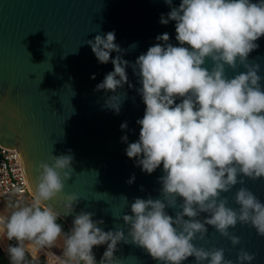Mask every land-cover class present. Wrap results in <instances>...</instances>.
Returning a JSON list of instances; mask_svg holds the SVG:
<instances>
[{
  "label": "clouds",
  "instance_id": "clouds-1",
  "mask_svg": "<svg viewBox=\"0 0 264 264\" xmlns=\"http://www.w3.org/2000/svg\"><path fill=\"white\" fill-rule=\"evenodd\" d=\"M171 7L161 14L160 23L175 21V39L169 42L167 32L157 35L159 43L151 45L134 63L123 58L124 51L116 43L114 31L97 34L87 43L99 63L113 64L96 90L111 91L105 105L119 114L121 94L118 91L129 82L127 68L132 67L140 87L137 92L145 104L142 118L137 120L139 138L121 141L129 158H134L141 170L151 174L162 165L164 175L162 199L137 197L131 203V214L123 220V229L105 231L93 220V213L81 211L65 233L57 222L60 213L51 206L42 208L64 188V181L74 171V155L50 157V163L37 166L39 175L34 183L32 204H17L10 215L0 216V239L15 240L6 249L12 264H23L25 242L40 250L51 249L63 236L62 254L46 253L47 264H123L114 257L119 242H131L164 264H181L190 256L197 264H251L254 255L241 249L236 260L227 259L223 248L197 247L193 241L207 233L212 225L233 245L240 238L229 229L236 224H250L264 236V202L244 187L245 178L264 177V91L259 65L247 63L249 54L259 47L264 36V0H165ZM135 47V45H133ZM116 52L115 57L111 53ZM206 60L212 62L209 69ZM243 64L246 72L232 78L226 67ZM95 78V74L92 75ZM131 87L132 85L129 84ZM179 100V102H177ZM127 129V121L121 123ZM135 180L133 174L128 183ZM238 208L228 206V192L236 184ZM19 191V189H17ZM175 216L166 207H176ZM79 200L75 193L63 202L66 214L74 210ZM201 213H208L203 220ZM188 217V219H185ZM107 245L97 262L94 246Z\"/></svg>",
  "mask_w": 264,
  "mask_h": 264
},
{
  "label": "water",
  "instance_id": "water-1",
  "mask_svg": "<svg viewBox=\"0 0 264 264\" xmlns=\"http://www.w3.org/2000/svg\"><path fill=\"white\" fill-rule=\"evenodd\" d=\"M180 2L173 0V5ZM170 10L165 0H0V144L17 148L34 197L37 166L50 163L52 154H69L71 150V178L64 181L60 193L41 205L58 211L70 229L74 217L84 211L93 213V220H102L99 226L105 231L123 229L127 235L123 216L131 214L134 199L163 198L159 179L164 175L162 165L151 174L142 171L134 158L126 155L127 144L121 141L125 134L128 142L139 138L137 120L143 117L146 106L136 90L140 87L138 77L129 66V82L118 90L122 99L119 114L107 108L105 101L113 93L96 90V85L113 70V64L99 63L87 41L114 31L115 42L125 50L123 58L134 63L151 45L159 43L157 35L167 32L169 42L178 44L175 21L166 25L159 22L161 14ZM257 43L259 47L249 54L247 63L260 66L264 91V36ZM205 66L210 69L212 62L206 60ZM246 71L239 62L235 69L226 67L229 78ZM125 121L128 127L121 129ZM133 174L135 180L129 184ZM241 186L238 183L222 193L228 206L239 207L235 193ZM243 186L264 202V177L245 178ZM70 193L77 194L79 200L73 212L66 214L63 202ZM181 203L182 198L177 197L176 207L165 210L175 216L182 210ZM207 215L201 213L198 219ZM206 227V235L200 238L198 234L193 241L197 247L223 248L225 257L234 261L244 249L254 255L251 264H264V236L250 224L238 222L229 229L240 238L236 245L214 226ZM106 247H93L97 262ZM114 257L123 264H164L131 238L118 243ZM181 264L197 261L190 256Z\"/></svg>",
  "mask_w": 264,
  "mask_h": 264
},
{
  "label": "built area",
  "instance_id": "built-area-1",
  "mask_svg": "<svg viewBox=\"0 0 264 264\" xmlns=\"http://www.w3.org/2000/svg\"><path fill=\"white\" fill-rule=\"evenodd\" d=\"M17 189H19V191H17ZM26 194H30V191L26 183L20 154L17 148H6L0 144V200H5L9 196L21 198ZM0 216H3L1 212ZM48 252L54 251L51 249H44L40 254L46 255ZM32 256L37 258L34 254Z\"/></svg>",
  "mask_w": 264,
  "mask_h": 264
},
{
  "label": "rangeland",
  "instance_id": "rangeland-1",
  "mask_svg": "<svg viewBox=\"0 0 264 264\" xmlns=\"http://www.w3.org/2000/svg\"><path fill=\"white\" fill-rule=\"evenodd\" d=\"M35 200V197L31 194L23 195V197L18 198L17 196H9L5 200H0V212L1 214L6 217L10 215V213L15 210L17 204L20 205H28L32 204ZM0 245L6 250L9 246L6 244H3L0 242ZM27 249V248H26ZM63 249V236L56 242V246L51 248L57 255L62 254ZM30 251V249H28ZM31 253H34L33 251H30ZM35 254V253H34ZM33 255V254H32ZM41 254H36V257L38 258ZM45 255V254H44ZM47 257V255H46ZM48 259V257H47ZM71 264H79V262H72Z\"/></svg>",
  "mask_w": 264,
  "mask_h": 264
},
{
  "label": "trees",
  "instance_id": "trees-1",
  "mask_svg": "<svg viewBox=\"0 0 264 264\" xmlns=\"http://www.w3.org/2000/svg\"><path fill=\"white\" fill-rule=\"evenodd\" d=\"M57 222L63 226L65 233H67L70 230L67 223L61 217L58 216ZM16 243L17 242L15 240L9 241V245L10 244L15 245ZM23 263L24 264H47V257H46V255H41L38 258H34L31 254V252L26 249L25 260ZM0 264H12V262L9 259L7 251L1 245H0ZM79 264H83V262L81 261V262H79Z\"/></svg>",
  "mask_w": 264,
  "mask_h": 264
},
{
  "label": "bare ground",
  "instance_id": "bare-ground-1",
  "mask_svg": "<svg viewBox=\"0 0 264 264\" xmlns=\"http://www.w3.org/2000/svg\"><path fill=\"white\" fill-rule=\"evenodd\" d=\"M0 242L3 243V244L8 245V240H7L6 238H4V239H0ZM25 245H26V246H29L30 248H32L31 250H33V252H34L35 254H39V253H41L42 251H44V250H40V249L36 248L35 245H33V244L30 243V242H25ZM23 264H24V263H23Z\"/></svg>",
  "mask_w": 264,
  "mask_h": 264
},
{
  "label": "crops",
  "instance_id": "crops-1",
  "mask_svg": "<svg viewBox=\"0 0 264 264\" xmlns=\"http://www.w3.org/2000/svg\"><path fill=\"white\" fill-rule=\"evenodd\" d=\"M8 244H9V240H8ZM25 248H27V249H30V251H33V250H31L32 248H30L29 246H26L25 245ZM34 254V253H33ZM40 254V253H39ZM34 256L36 257V254H34Z\"/></svg>",
  "mask_w": 264,
  "mask_h": 264
}]
</instances>
